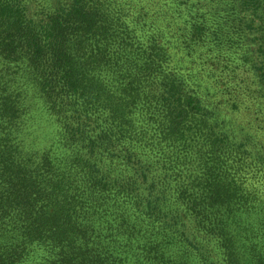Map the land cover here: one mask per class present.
Masks as SVG:
<instances>
[{
  "label": "trees",
  "instance_id": "trees-1",
  "mask_svg": "<svg viewBox=\"0 0 264 264\" xmlns=\"http://www.w3.org/2000/svg\"><path fill=\"white\" fill-rule=\"evenodd\" d=\"M0 264H264V0H0Z\"/></svg>",
  "mask_w": 264,
  "mask_h": 264
}]
</instances>
